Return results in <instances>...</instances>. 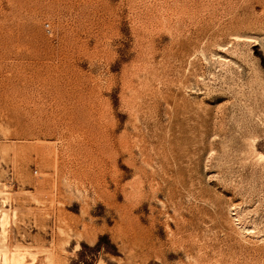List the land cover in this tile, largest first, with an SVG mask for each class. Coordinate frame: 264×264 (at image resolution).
<instances>
[{
  "label": "rangeland",
  "instance_id": "rangeland-1",
  "mask_svg": "<svg viewBox=\"0 0 264 264\" xmlns=\"http://www.w3.org/2000/svg\"><path fill=\"white\" fill-rule=\"evenodd\" d=\"M16 260L264 264V0H0Z\"/></svg>",
  "mask_w": 264,
  "mask_h": 264
},
{
  "label": "bare ground",
  "instance_id": "bare-ground-1",
  "mask_svg": "<svg viewBox=\"0 0 264 264\" xmlns=\"http://www.w3.org/2000/svg\"><path fill=\"white\" fill-rule=\"evenodd\" d=\"M15 108H16V107H15ZM18 113H19V112H18ZM18 115H19V114H18ZM3 222H4V221H3ZM5 223H6V222H5ZM17 255H18V254H17ZM14 256L16 257V255H14ZM17 258H20V257L18 256ZM19 261H20V260H16L14 264H21L22 262L20 261V262H21V263H20Z\"/></svg>",
  "mask_w": 264,
  "mask_h": 264
}]
</instances>
